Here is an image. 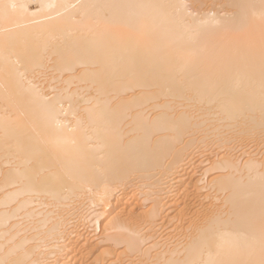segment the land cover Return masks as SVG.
<instances>
[{"label":"bare ground","instance_id":"bare-ground-1","mask_svg":"<svg viewBox=\"0 0 264 264\" xmlns=\"http://www.w3.org/2000/svg\"><path fill=\"white\" fill-rule=\"evenodd\" d=\"M0 264H264V0H0Z\"/></svg>","mask_w":264,"mask_h":264}]
</instances>
